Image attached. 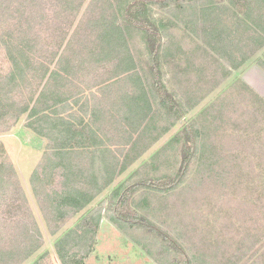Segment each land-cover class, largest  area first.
I'll return each instance as SVG.
<instances>
[{
    "label": "trees",
    "instance_id": "obj_1",
    "mask_svg": "<svg viewBox=\"0 0 264 264\" xmlns=\"http://www.w3.org/2000/svg\"><path fill=\"white\" fill-rule=\"evenodd\" d=\"M154 8L167 15L154 18ZM180 25L197 39L193 48L177 38ZM263 49L264 0H0V135L26 117L49 141L30 187L56 239L55 254L34 260L44 234L0 142V264H85L105 217L158 264H264V234L234 242L228 225L207 226L206 212L217 214L211 196L218 203L238 191L248 197L256 154L228 150L244 148L242 121L256 116L264 124V101L244 84L93 206ZM256 65L264 71V54ZM141 212L174 229L175 240L151 226L158 237L131 233L147 227Z\"/></svg>",
    "mask_w": 264,
    "mask_h": 264
},
{
    "label": "rangeland",
    "instance_id": "obj_2",
    "mask_svg": "<svg viewBox=\"0 0 264 264\" xmlns=\"http://www.w3.org/2000/svg\"><path fill=\"white\" fill-rule=\"evenodd\" d=\"M167 15L160 10L154 8L153 16L154 18L160 19ZM156 22V21H155ZM188 29L180 25L179 28L175 30L177 38L184 42L185 48H193V44L197 43V39L191 37L188 33ZM138 50L143 52V44L141 41H138ZM264 54V49L260 51L254 58L250 59L254 63H248L246 66L242 67L239 71L232 73V76L218 88L215 92L210 94L199 105L194 111H191L188 114L183 116L181 123L172 130L167 136H165L149 153H147L139 162L134 164L130 170L119 180L115 182L109 190L102 194L94 203L93 206L97 207L99 204L108 202L111 195V189L114 186H117L119 182L126 180L136 169H139L142 164L150 160V157L158 152L172 137L177 135L182 131V127L186 124H191L202 111L212 105V103L220 100L224 97L231 98L232 96L238 97V93H235L233 89L239 87L240 85H245L250 88L256 95L264 101V72L261 68L256 67V63L259 58ZM3 63V64H2ZM149 65V63H148ZM6 68V62L3 61L2 56L0 55V68ZM151 68V64L149 65ZM159 74L162 77L163 82L172 90V72L170 68L163 66L159 70ZM233 92V94H232ZM174 101L176 99L172 98ZM264 111V110H262ZM256 116H251L242 121V125L245 127L243 149L238 148H229V154H256L255 156V165L248 168V177L246 179L248 183L244 185L248 190V197L245 198L240 191L237 192V196H234L230 200H225L224 202L218 203L213 200L211 196V203L209 204L210 211H216L215 216L210 215L208 212V224H215L217 230L224 231L228 225L230 234L237 239H234V242H238L239 239L254 240L255 237L264 234V124L260 122ZM27 118L24 117L20 123L7 135H0V142L4 145L11 161L14 163L17 171L21 177V183L23 184L24 189L27 192V195L31 202V207L34 210L35 216L37 217L38 222L40 223L41 230L44 234L45 244L40 252L34 257V260L43 257L49 253L55 254L54 246L55 240L50 237L49 232L44 224V220L41 216V213L38 210V207L34 201L32 190L30 187V178L36 166L38 165L42 155L45 152V148L48 146L49 141L46 138L38 136L27 126ZM234 134V133H232ZM251 158V157H250ZM238 167H235V171ZM193 170V169H192ZM193 172V171H192ZM246 182V181H245ZM243 189V188H242ZM170 195V194H169ZM223 205V209L222 206ZM220 206L221 209L215 208ZM241 209H240V208ZM152 213L141 212L140 217L146 221L145 226L147 227L144 230L137 226V231L133 230V233L136 236H147L153 235L157 236V230H150L149 226L160 231L161 238L167 236L168 239L174 241V229H171L167 226L158 225L157 220L152 218ZM173 223V222H172ZM234 224V227L231 225ZM143 224V223H141ZM240 236V238H238ZM146 238V237H145ZM164 242L166 240L163 239ZM218 243V241L215 240ZM264 243V236L261 237V242L259 247ZM236 246V243H235ZM234 246V247H235ZM233 247V248H234ZM264 249V248H263ZM233 254V251H231ZM250 256V255H248ZM54 260V259H53ZM53 260H48L46 258L44 264H51ZM55 261L56 257H55ZM264 263V258H263ZM85 264H158L154 259L149 257L141 247H138L125 233H123L117 225L112 223L109 218L105 217L102 220L98 236L97 243L94 250V253L86 260Z\"/></svg>",
    "mask_w": 264,
    "mask_h": 264
},
{
    "label": "crops",
    "instance_id": "obj_3",
    "mask_svg": "<svg viewBox=\"0 0 264 264\" xmlns=\"http://www.w3.org/2000/svg\"><path fill=\"white\" fill-rule=\"evenodd\" d=\"M262 55H263V54H262ZM259 59H260V58H259ZM248 63H251V64H252V63H254V62H252V61H248ZM248 63H247V64H248ZM256 64H257V63H256ZM256 64H255V65H256ZM245 66H246V65H245ZM256 67L258 68L257 65H256ZM262 70H263V69H262ZM263 72H264V71H263ZM148 153H149V152H148ZM129 170H130V169H129ZM127 172H128V171H127ZM127 172H126V173H127ZM123 176H124V175H123ZM119 179H120V178H119ZM119 179H118V180H119Z\"/></svg>",
    "mask_w": 264,
    "mask_h": 264
}]
</instances>
